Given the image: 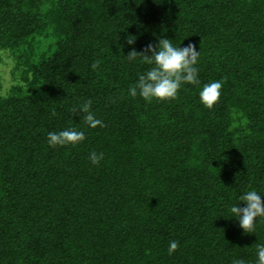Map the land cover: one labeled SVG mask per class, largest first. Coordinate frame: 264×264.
<instances>
[{"label":"trees","instance_id":"trees-1","mask_svg":"<svg viewBox=\"0 0 264 264\" xmlns=\"http://www.w3.org/2000/svg\"><path fill=\"white\" fill-rule=\"evenodd\" d=\"M0 51V264H264V0H0Z\"/></svg>","mask_w":264,"mask_h":264},{"label":"rangeland","instance_id":"rangeland-1","mask_svg":"<svg viewBox=\"0 0 264 264\" xmlns=\"http://www.w3.org/2000/svg\"><path fill=\"white\" fill-rule=\"evenodd\" d=\"M20 83V75L17 73V64L12 56L0 51V94L7 96L10 89Z\"/></svg>","mask_w":264,"mask_h":264}]
</instances>
